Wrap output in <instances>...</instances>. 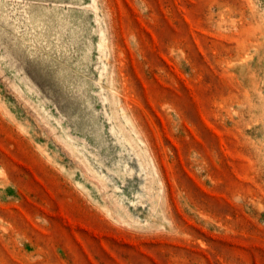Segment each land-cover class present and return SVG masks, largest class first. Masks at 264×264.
Segmentation results:
<instances>
[{"label":"rangeland","instance_id":"rangeland-1","mask_svg":"<svg viewBox=\"0 0 264 264\" xmlns=\"http://www.w3.org/2000/svg\"><path fill=\"white\" fill-rule=\"evenodd\" d=\"M0 264H264V0H0Z\"/></svg>","mask_w":264,"mask_h":264},{"label":"bare ground","instance_id":"bare-ground-1","mask_svg":"<svg viewBox=\"0 0 264 264\" xmlns=\"http://www.w3.org/2000/svg\"><path fill=\"white\" fill-rule=\"evenodd\" d=\"M100 37H103V36L101 35ZM102 41H103V40H102ZM100 47H101V46H100ZM100 47H99V48H100Z\"/></svg>","mask_w":264,"mask_h":264}]
</instances>
